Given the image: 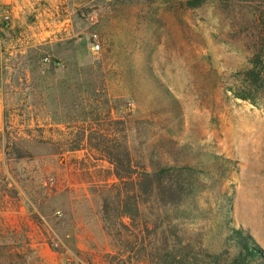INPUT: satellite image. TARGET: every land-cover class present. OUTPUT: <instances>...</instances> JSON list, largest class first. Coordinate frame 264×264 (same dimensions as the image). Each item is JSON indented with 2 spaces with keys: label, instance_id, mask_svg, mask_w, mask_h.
Here are the masks:
<instances>
[{
  "label": "rangeland",
  "instance_id": "374dc122",
  "mask_svg": "<svg viewBox=\"0 0 264 264\" xmlns=\"http://www.w3.org/2000/svg\"><path fill=\"white\" fill-rule=\"evenodd\" d=\"M186 1L0 0V264L120 262L111 258L115 245L100 213L101 190L114 182L110 165L83 143L75 150L85 118L73 107L84 93L76 85L92 76L96 94L88 102L101 112L110 101L111 118L124 119L134 161L147 164L161 136L200 154L210 171L199 179L206 212L184 228L218 247L226 230L220 203H229L231 226L264 253V82L254 104L223 94L222 87L240 85L249 53L231 41L224 4L206 0L187 9ZM144 71L173 96L178 125L167 109L150 110L157 90ZM134 95L140 105L125 101ZM84 113V125L93 124L94 115Z\"/></svg>",
  "mask_w": 264,
  "mask_h": 264
},
{
  "label": "trees",
  "instance_id": "16d2710c",
  "mask_svg": "<svg viewBox=\"0 0 264 264\" xmlns=\"http://www.w3.org/2000/svg\"><path fill=\"white\" fill-rule=\"evenodd\" d=\"M205 1L187 0L183 6L197 9ZM216 1L224 4L228 12L226 23L229 34L234 35L231 41L239 40L249 53L248 67L237 73L240 85L234 89L222 87V92L225 95L232 92L235 98L254 104L264 82V0ZM127 77L134 81L130 71ZM148 77L157 90L149 102L150 110L153 114H165L168 110L172 114L168 117L171 123L178 125L181 119L173 96L155 76ZM95 80L92 76L76 85L84 93L82 98L74 96L77 105L74 103L73 107L85 118H81V126L76 129L75 150L83 143L99 160L110 165L109 175L114 182L101 190L100 213L103 231L115 245L111 258H120L115 264H264V253L251 237L231 226L229 203H220L223 221L219 227L226 230L218 247L203 245L199 234L184 228L186 222L192 223L206 212L200 207L199 199L207 187L199 179L210 171L200 164V154L188 145L161 136L159 150L152 146L147 164L142 159L134 161L126 124L121 117L111 118L110 101L103 100L101 112L97 105L88 102L96 94ZM125 99L140 105L135 95ZM85 109L90 116L94 115L93 124L88 126L84 125L88 123ZM147 123L157 125L152 119ZM158 125L161 126L160 121ZM210 158L216 161L213 164L216 163L218 170L223 169V162L217 156Z\"/></svg>",
  "mask_w": 264,
  "mask_h": 264
},
{
  "label": "crops",
  "instance_id": "0c3cea01",
  "mask_svg": "<svg viewBox=\"0 0 264 264\" xmlns=\"http://www.w3.org/2000/svg\"><path fill=\"white\" fill-rule=\"evenodd\" d=\"M2 30V28H0V31ZM1 45V43H0ZM0 50H1V46H0ZM0 56H1V52H0ZM4 95L0 92V157L2 154V147H1V143H2V136H3V132H4Z\"/></svg>",
  "mask_w": 264,
  "mask_h": 264
},
{
  "label": "built area",
  "instance_id": "2783aa9c",
  "mask_svg": "<svg viewBox=\"0 0 264 264\" xmlns=\"http://www.w3.org/2000/svg\"><path fill=\"white\" fill-rule=\"evenodd\" d=\"M4 20H8V15H5L4 16ZM93 40H92V43H91V50H92V52H94V53H97L99 50H100V45H99V43L96 41V36H93ZM44 61L46 62L47 61V59H44ZM53 183H54V180H53V178H49L48 180H47V184H45V185H49V186H51V185H53Z\"/></svg>",
  "mask_w": 264,
  "mask_h": 264
}]
</instances>
